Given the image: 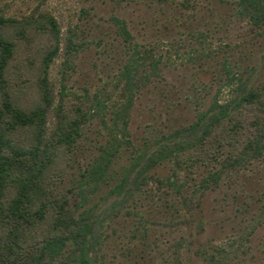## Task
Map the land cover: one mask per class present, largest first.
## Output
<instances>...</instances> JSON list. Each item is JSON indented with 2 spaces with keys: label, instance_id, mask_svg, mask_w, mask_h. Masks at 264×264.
<instances>
[{
  "label": "rangeland",
  "instance_id": "obj_1",
  "mask_svg": "<svg viewBox=\"0 0 264 264\" xmlns=\"http://www.w3.org/2000/svg\"><path fill=\"white\" fill-rule=\"evenodd\" d=\"M246 7L0 0V16L57 19L47 132L60 107L81 111L85 122L53 188L76 217H90L92 264H264V122L257 133L237 132L242 147L252 146L235 171L227 149L204 165L190 147L175 148L178 132L219 104L233 105L249 89L264 100V18ZM70 36L82 49L68 66ZM22 71L11 77L25 81ZM30 247L17 264H80L72 245L55 262Z\"/></svg>",
  "mask_w": 264,
  "mask_h": 264
},
{
  "label": "trees",
  "instance_id": "obj_2",
  "mask_svg": "<svg viewBox=\"0 0 264 264\" xmlns=\"http://www.w3.org/2000/svg\"><path fill=\"white\" fill-rule=\"evenodd\" d=\"M242 4L257 21L264 18L263 1L242 0ZM60 40L52 15L29 20L0 16V264H17L26 245L39 250V259L47 255L54 262L72 245L80 264H92L90 217H76L68 198L53 188L72 164L70 152L85 122L81 111L72 115L60 107L56 129L47 132L53 102L48 70L60 51ZM81 49L70 36L68 66ZM24 69L30 74L25 81L11 77L12 72L21 76ZM234 102L219 104L179 131L175 148L190 147L204 165L227 149V167L235 171L252 146L242 147L237 132H258L264 122V100L249 89ZM218 176L215 172L211 178Z\"/></svg>",
  "mask_w": 264,
  "mask_h": 264
}]
</instances>
